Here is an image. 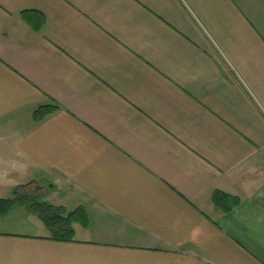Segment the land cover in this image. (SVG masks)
Segmentation results:
<instances>
[{"label": "crops", "instance_id": "crops-1", "mask_svg": "<svg viewBox=\"0 0 264 264\" xmlns=\"http://www.w3.org/2000/svg\"><path fill=\"white\" fill-rule=\"evenodd\" d=\"M0 264H264V0H0Z\"/></svg>", "mask_w": 264, "mask_h": 264}, {"label": "trees", "instance_id": "trees-1", "mask_svg": "<svg viewBox=\"0 0 264 264\" xmlns=\"http://www.w3.org/2000/svg\"><path fill=\"white\" fill-rule=\"evenodd\" d=\"M36 115H41L43 112H42V110L40 111V110H37L36 112ZM46 113V112H45ZM229 208V207H228Z\"/></svg>", "mask_w": 264, "mask_h": 264}, {"label": "rangeland", "instance_id": "rangeland-1", "mask_svg": "<svg viewBox=\"0 0 264 264\" xmlns=\"http://www.w3.org/2000/svg\"><path fill=\"white\" fill-rule=\"evenodd\" d=\"M66 218H68V217H66ZM72 220H71V218H69V220H68V222L70 223V225L72 224V222H71ZM72 227H75L74 225H72Z\"/></svg>", "mask_w": 264, "mask_h": 264}]
</instances>
